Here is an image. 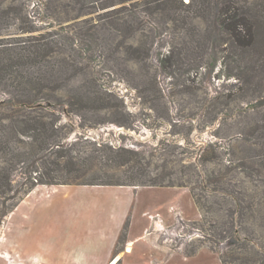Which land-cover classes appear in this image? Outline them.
Wrapping results in <instances>:
<instances>
[{"label":"rangeland","instance_id":"374dc122","mask_svg":"<svg viewBox=\"0 0 264 264\" xmlns=\"http://www.w3.org/2000/svg\"><path fill=\"white\" fill-rule=\"evenodd\" d=\"M203 1L0 0V264H264V17L236 52Z\"/></svg>","mask_w":264,"mask_h":264},{"label":"trees","instance_id":"16d2710c","mask_svg":"<svg viewBox=\"0 0 264 264\" xmlns=\"http://www.w3.org/2000/svg\"><path fill=\"white\" fill-rule=\"evenodd\" d=\"M243 2H245L244 5L240 6L238 0H212V7L209 10L200 9L199 13L203 19H206L203 21L208 22L209 24L208 30L205 32V38L208 42L211 44H226L227 46L233 47L236 52H254L258 33L256 19L264 17V0L259 1V7L254 11L248 7L249 1L243 0ZM190 3L191 2H188L186 6ZM204 3L205 0L203 1V6ZM246 4L247 6L245 7ZM12 60L14 59H10L9 61L10 66H15ZM248 69L240 71L236 75L229 76L227 80H234V90L228 91L226 94H216L218 96L214 97V100L218 101L217 99L224 98L225 100L242 101V106H244L245 109H248V111H250V109L254 111V107H257V99H255L257 96L255 92L257 91L254 89V86L258 80L257 76L248 72ZM19 74L20 73L18 72L15 74L12 73L14 79ZM243 75H245V77H243ZM258 85L260 86V91H262L264 80L262 81V79H260ZM25 98L26 100L24 102H28V105L33 106L39 97L37 93H25ZM258 98L260 97L258 96ZM59 158L62 157L59 156L58 159ZM55 164L60 170V163L56 161ZM44 176L47 177H38L37 180L36 178H33L36 180L35 186L72 184L71 181H68L67 183H57L55 179L50 177L49 172H46V175ZM4 179L5 178L0 175V195L3 193L2 189L6 184V180Z\"/></svg>","mask_w":264,"mask_h":264},{"label":"crops","instance_id":"0c3cea01","mask_svg":"<svg viewBox=\"0 0 264 264\" xmlns=\"http://www.w3.org/2000/svg\"><path fill=\"white\" fill-rule=\"evenodd\" d=\"M170 207H173V206H169L168 207V212H169V218L170 217H173V219H174V215H175V213H173L172 214V212H173V208H170ZM172 209V210H171ZM178 209V208H177ZM179 212H180V215H181V218L179 219L180 221L181 220H184V217H185V215H184V210H179ZM145 214V212H143L142 213V215H144ZM150 215L151 214H149V215H147V217H149L148 218V223H149V226H151V228H152V230H153V235L155 234V233H157V232H159V231H157L156 229H159L160 228V226H161V228L162 229H164L163 228V226H164V224H165V220H166V218H164V217H155V218H150ZM151 216H153V215H151ZM155 226H156V229H155ZM146 227H145V231H146ZM160 232H161V230H160ZM143 235V234H142ZM116 238H117V235H116V237L113 235L112 236V238H111V242H112V248H111V250L109 251V252H113V246H114V244H115V240H116ZM139 238H141V235L140 236H138V237H135V238H133V240H127V245H126V248H125V252H130L131 251V246H132V243H133V241H135V240H137V239H139ZM150 245H148V247L146 248V253L145 254H143V257H144V259L146 260V262L147 263H150V262H152L153 261V259L156 257L157 259H158V263L159 264H163L164 263V261H162L163 260V258H164V256H168V252L169 251H167V250H164V247H162V246H159V245H155L152 241H151V238H150ZM156 246L158 247V248H156ZM151 253L153 254V253H155V254H153V256L150 258L149 256L151 255ZM157 255L159 256L160 255V257L158 258L157 257ZM112 262H115V263H117L118 262V258H112L111 259V261L108 263V264H111Z\"/></svg>","mask_w":264,"mask_h":264},{"label":"bare ground","instance_id":"6f19581e","mask_svg":"<svg viewBox=\"0 0 264 264\" xmlns=\"http://www.w3.org/2000/svg\"><path fill=\"white\" fill-rule=\"evenodd\" d=\"M111 264H115V262H112Z\"/></svg>","mask_w":264,"mask_h":264}]
</instances>
